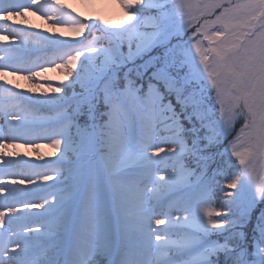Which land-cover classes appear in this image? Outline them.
Wrapping results in <instances>:
<instances>
[{
    "label": "snow or ice",
    "instance_id": "6c2138e0",
    "mask_svg": "<svg viewBox=\"0 0 264 264\" xmlns=\"http://www.w3.org/2000/svg\"><path fill=\"white\" fill-rule=\"evenodd\" d=\"M115 3L112 23L63 0H0V22L34 9L72 29L13 21L0 44V264H264V208L251 243L244 231L264 203V0ZM44 64L63 73L58 87L8 86L9 69L39 83ZM33 139L60 150L67 176L6 170L15 142Z\"/></svg>",
    "mask_w": 264,
    "mask_h": 264
},
{
    "label": "rangeland",
    "instance_id": "374dc122",
    "mask_svg": "<svg viewBox=\"0 0 264 264\" xmlns=\"http://www.w3.org/2000/svg\"><path fill=\"white\" fill-rule=\"evenodd\" d=\"M19 2L23 3L24 0H19ZM63 3L67 6L69 10L75 9V13H78L80 17L88 18L89 14L92 12H99L105 19L113 22V20L117 18H121L123 13L120 11L119 6L115 3V0H63ZM52 15V13H49ZM15 21V23H13ZM9 23H13V27L16 28H24L30 33H43L45 35H58L60 33L65 32L64 36L66 38H70L72 36L69 29L71 28L69 25H54L52 20H46L42 13H37L34 9H29L24 13L23 16H16L10 18L9 21L0 22V28H4L3 36L7 37V39L1 38L0 44L11 43L12 38L8 35L7 26ZM19 25V26H17ZM82 39V37H81ZM36 56L43 57L47 59L52 56L51 52H37ZM57 64L62 63L61 60H56ZM48 70L36 80H29L25 78L26 74L23 73H14L11 69H9L5 75V79L9 82L8 86H12L15 84L17 87L15 90L17 91H25L28 95H39V89L47 88L48 84L47 80H52L54 86H59V81L63 79V73L60 69L55 68L51 64H44ZM38 70V69H35ZM31 89H37L36 93L31 92ZM56 111L55 108L46 107L41 113L44 116H54ZM243 120H239L236 124H239V128L235 131L232 136H230L229 140L232 139L236 135V132L239 131ZM235 124V125H236ZM0 128H4L6 130L7 125L5 123V117L0 114ZM75 130L73 129V133ZM58 138V137H57ZM4 143H12V141L6 140ZM19 146L17 148L9 149L10 152L17 153L18 155L13 158V161L19 165L18 168L15 169H6L9 171H27L32 173H42L46 175L53 176L55 178L56 172L50 171V169L55 168L57 170L64 171L65 176L68 175V170L72 167L71 163H61L57 161V157L60 156V150L54 149L51 147V141L48 139H33L30 142L27 141H16ZM227 145V142L224 143V146ZM221 150V148L219 149ZM20 157H23L21 160ZM69 160H73V156L69 153ZM26 161H31V163H25ZM49 162V163H46ZM55 162V163H50ZM168 171L171 172L172 169L168 168ZM23 177H14L13 179H22ZM32 179H36V176L33 175ZM44 183V182H41ZM47 184L52 185L53 181H48ZM63 185L56 183L54 187H49L47 189H37V195L43 196L47 195L49 192H54L57 188L62 187ZM30 187V186H29ZM151 187V185H149ZM49 200L52 199L51 196L48 197ZM34 203L39 202L38 200H33ZM167 203V202H165ZM13 207H17V205H12ZM161 209L158 208L157 211ZM32 211H37L33 209ZM183 211H172V216L184 215ZM33 220L40 222L42 221V217L34 216ZM32 227H36L37 224H32Z\"/></svg>",
    "mask_w": 264,
    "mask_h": 264
},
{
    "label": "trees",
    "instance_id": "16d2710c",
    "mask_svg": "<svg viewBox=\"0 0 264 264\" xmlns=\"http://www.w3.org/2000/svg\"><path fill=\"white\" fill-rule=\"evenodd\" d=\"M256 211V210H255ZM254 211V212H255ZM254 212H253V214H252V216H254ZM250 227H251V223H249L248 225H247V227L244 229V231L247 233V236L248 235H250ZM250 240H251V238L248 236V241L250 242Z\"/></svg>",
    "mask_w": 264,
    "mask_h": 264
},
{
    "label": "bare ground",
    "instance_id": "6f19581e",
    "mask_svg": "<svg viewBox=\"0 0 264 264\" xmlns=\"http://www.w3.org/2000/svg\"><path fill=\"white\" fill-rule=\"evenodd\" d=\"M69 31L71 32V34H72V29L70 28L69 29ZM63 34H65V32L63 31ZM11 87H14L15 89L17 88L16 86H15V84H13Z\"/></svg>",
    "mask_w": 264,
    "mask_h": 264
}]
</instances>
